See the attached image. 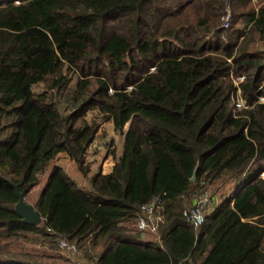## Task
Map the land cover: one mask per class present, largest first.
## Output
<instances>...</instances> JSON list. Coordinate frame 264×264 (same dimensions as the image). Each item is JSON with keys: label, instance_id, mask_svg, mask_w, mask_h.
I'll use <instances>...</instances> for the list:
<instances>
[{"label": "trees", "instance_id": "obj_1", "mask_svg": "<svg viewBox=\"0 0 264 264\" xmlns=\"http://www.w3.org/2000/svg\"><path fill=\"white\" fill-rule=\"evenodd\" d=\"M105 121L122 147L89 177ZM263 171L264 0H0V264H72L60 238L87 264H264ZM209 187L195 229L182 212ZM155 196L162 220L140 242Z\"/></svg>", "mask_w": 264, "mask_h": 264}, {"label": "rangeland", "instance_id": "obj_2", "mask_svg": "<svg viewBox=\"0 0 264 264\" xmlns=\"http://www.w3.org/2000/svg\"><path fill=\"white\" fill-rule=\"evenodd\" d=\"M252 3L255 4L256 0H252ZM225 15L226 16L229 15V18L231 19L229 9ZM241 26H242V24L240 23V27ZM34 89L35 90L41 89V84L36 85L34 87ZM243 101L244 100L240 97L238 99L236 98V100H235V102H237L238 104H242ZM92 115H94V114L88 115V119L92 118ZM122 139H123V136L113 130L111 122L105 121L104 123H102V125H100V129H99V132L97 134V137H96L95 141L91 144L89 151H88L87 161L90 162V169H91L89 175L94 173V171H97L99 169L105 170V168L108 166V164H111L113 162L112 156L110 155L109 151H110V149H115V151L119 153L121 150V147H122ZM54 163L62 165L64 167V169H66L67 172H69L71 174H74L75 171H77V169H74V168H76L74 166L75 165L74 162L64 152H60L56 156V158L54 159ZM77 172L79 173V171H77ZM261 175L264 176V171L262 172ZM68 176L71 179H73L69 174H68ZM80 176H82V175H80ZM82 178L83 179L76 177L75 179H76V181L81 182V185H83L84 183L88 184L87 177L82 176ZM44 181H45V179H44ZM43 184H42L41 188L43 187ZM40 189H39V187L35 188L27 196V199L32 202L34 197L36 196L37 192H39ZM208 191H210L212 193V187H209ZM214 196H215V194H214ZM209 208L205 209L206 210L205 214ZM147 236H148V234H147ZM147 236H141V237H139L138 240L140 242L147 240L148 239ZM25 244H26L28 249H30L32 251H36V252H39L37 250H43L46 247H48V244L43 245L40 242H29V243H25ZM56 245L58 248L56 250H57V252H60V254H62L63 259L69 258L71 260L72 264H74V263L75 264H77V263L87 264V262L83 261L82 259H78V257H72V258L68 257V255L60 249L58 242H56ZM47 250L49 251L51 249H47Z\"/></svg>", "mask_w": 264, "mask_h": 264}, {"label": "built area", "instance_id": "obj_3", "mask_svg": "<svg viewBox=\"0 0 264 264\" xmlns=\"http://www.w3.org/2000/svg\"><path fill=\"white\" fill-rule=\"evenodd\" d=\"M229 15L224 17L222 26L226 27L229 25ZM238 104V103H237ZM241 105V104H238ZM210 202V193L207 190L198 192L195 195L194 202L192 205L183 210V215L187 221L192 225L193 228L197 229L200 227L205 220V209ZM162 203L160 196H155L150 201L143 203L139 207V214L137 217L136 227L137 229L145 234L147 231L156 233L158 223L162 220V214L160 210V204ZM60 249L72 258L78 254V246L73 242H68L63 238L57 239ZM83 264V263H77Z\"/></svg>", "mask_w": 264, "mask_h": 264}, {"label": "water", "instance_id": "obj_4", "mask_svg": "<svg viewBox=\"0 0 264 264\" xmlns=\"http://www.w3.org/2000/svg\"><path fill=\"white\" fill-rule=\"evenodd\" d=\"M195 173L192 174L190 180H195ZM11 186L15 189L17 201L14 204V210L21 217L23 222L29 224H38L42 221L40 213L34 208V206L24 199L22 191L19 190L18 185L11 183Z\"/></svg>", "mask_w": 264, "mask_h": 264}, {"label": "crops", "instance_id": "obj_5", "mask_svg": "<svg viewBox=\"0 0 264 264\" xmlns=\"http://www.w3.org/2000/svg\"><path fill=\"white\" fill-rule=\"evenodd\" d=\"M112 161H113V159H112ZM60 165V164H59ZM112 165H113V162L111 163V164H108V166L105 168V170H97V171H101V172H103V173H107V172H109L110 170H111V168H112ZM63 169H64V167L62 166V165H60ZM75 166V165H74ZM74 169H76V168H74ZM66 172H67V170L66 169H64ZM97 171H94V173L95 172H97ZM67 174H69L72 178H73V180H75L76 181V177L77 178H80V179H83L82 178V176H80L81 174L80 173H78L77 171H75V173L74 174H71V173H69V172H67ZM93 174V173H92ZM92 174H90V175H92ZM90 175H89V177H90ZM88 179V178H87ZM76 183L80 186V187H83V188H85V189H87V188H89V182H88V184H86V183H84L83 185H81V182H78V181H76ZM147 234H149V233H145L144 234V236H147ZM148 238H151L152 236H151V234L150 235H148L147 236Z\"/></svg>", "mask_w": 264, "mask_h": 264}]
</instances>
